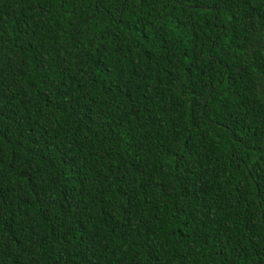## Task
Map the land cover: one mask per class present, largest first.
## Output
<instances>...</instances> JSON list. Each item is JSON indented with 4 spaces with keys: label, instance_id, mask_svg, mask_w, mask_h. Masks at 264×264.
I'll list each match as a JSON object with an SVG mask.
<instances>
[{
    "label": "trees",
    "instance_id": "16d2710c",
    "mask_svg": "<svg viewBox=\"0 0 264 264\" xmlns=\"http://www.w3.org/2000/svg\"><path fill=\"white\" fill-rule=\"evenodd\" d=\"M0 264H264V0H0Z\"/></svg>",
    "mask_w": 264,
    "mask_h": 264
}]
</instances>
